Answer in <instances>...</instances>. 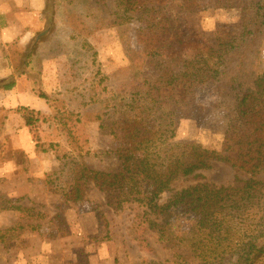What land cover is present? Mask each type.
Returning <instances> with one entry per match:
<instances>
[{"label":"rangeland","instance_id":"rangeland-1","mask_svg":"<svg viewBox=\"0 0 264 264\" xmlns=\"http://www.w3.org/2000/svg\"><path fill=\"white\" fill-rule=\"evenodd\" d=\"M4 1L0 0V12H12L9 19L17 30V38L5 51L15 68L32 64L50 101L43 99L47 103L43 111L18 107L41 113V121L33 127L25 125L18 109L12 111L17 114L12 130L18 137L6 132L8 115L0 109V264L202 262L191 253L176 256L170 244L160 242L156 230L137 217L138 206L115 210L95 181L82 177L88 171L114 174L121 169L117 150L122 141L114 137V103L135 83L123 71L131 66L130 58H145L136 81L155 82L176 66V56L147 57L146 44L140 42L144 30L137 25L96 28L100 20L96 0H56L49 25L45 17L40 22L39 16L18 14L12 0ZM190 19V31L194 23L199 39L213 46L217 28L236 25L240 13L206 9ZM5 20L0 13V24ZM110 20L102 17L103 23ZM259 69L264 71V45ZM226 129L223 111L180 107L173 142L219 151ZM202 174L203 182L216 187L236 186V170L225 163H214ZM195 184L179 181L175 187ZM169 197L164 195L162 202Z\"/></svg>","mask_w":264,"mask_h":264},{"label":"trees","instance_id":"trees-1","mask_svg":"<svg viewBox=\"0 0 264 264\" xmlns=\"http://www.w3.org/2000/svg\"><path fill=\"white\" fill-rule=\"evenodd\" d=\"M96 3L100 11L96 28L137 25L144 30L140 42L146 44L147 57L176 56L177 64L155 82H141L135 76L145 58H130L131 66L123 71L135 83L114 103V137L122 141L117 150L121 169L114 174L88 171L82 177L93 179L115 210L138 206L137 217L156 230L158 240L170 244L179 258L186 252L202 261L199 264H264V71L259 69L264 0ZM55 7L56 0H46L48 25ZM206 9L240 13L236 25L217 28L213 46L199 39L194 23L191 31L188 27L190 18ZM102 17L111 20L103 23ZM29 64L18 69L26 70ZM30 72L33 92L50 101L34 69ZM15 86L13 78L0 81L3 91ZM180 107L225 113L227 129L219 151L173 142ZM17 113L27 127L41 121L40 112L20 108ZM218 162L236 170L235 187L203 182L202 172ZM179 181L197 184L176 190ZM166 194L170 197L162 202Z\"/></svg>","mask_w":264,"mask_h":264},{"label":"crops","instance_id":"crops-1","mask_svg":"<svg viewBox=\"0 0 264 264\" xmlns=\"http://www.w3.org/2000/svg\"><path fill=\"white\" fill-rule=\"evenodd\" d=\"M12 1L14 2V5L19 8L18 14L39 16L38 18H40V22L44 19L46 0ZM4 2H6V0ZM31 2H33V4H31ZM26 8H30L27 9L28 12L26 11ZM30 10H32V12ZM0 13L6 15L5 22L0 24V81L9 78L16 80V86L13 90H0V109L6 111L8 115V119H6V124L4 125L6 132L12 134L11 136L13 137H18V135L16 136L15 134L16 132L14 133L12 130L14 117H17V114L12 111H14L15 108L18 109L19 106L28 109L31 108L36 111H43L47 108V103L33 92L32 83L30 81V70L33 68L32 64H29L30 67L26 70H20L11 64V62H13L12 58L10 60L11 56L6 51L10 48L14 39L17 38L15 35V32H17L15 28L16 24L9 19V17L12 16V12L3 10ZM31 25L33 26L32 23ZM32 32L33 29L31 28V32H29L28 36H30ZM8 111L12 114H8Z\"/></svg>","mask_w":264,"mask_h":264}]
</instances>
